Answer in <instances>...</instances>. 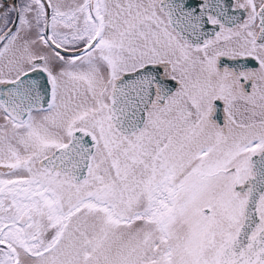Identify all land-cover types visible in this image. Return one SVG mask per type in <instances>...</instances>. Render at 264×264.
Wrapping results in <instances>:
<instances>
[{
    "label": "snow or ice",
    "instance_id": "obj_1",
    "mask_svg": "<svg viewBox=\"0 0 264 264\" xmlns=\"http://www.w3.org/2000/svg\"><path fill=\"white\" fill-rule=\"evenodd\" d=\"M0 264H264V0H0Z\"/></svg>",
    "mask_w": 264,
    "mask_h": 264
},
{
    "label": "flooded vegetation",
    "instance_id": "obj_2",
    "mask_svg": "<svg viewBox=\"0 0 264 264\" xmlns=\"http://www.w3.org/2000/svg\"><path fill=\"white\" fill-rule=\"evenodd\" d=\"M215 103L219 104V103H220V101H216ZM212 118H213V119H216V115L214 114ZM219 122H220V123H223L222 119H221V120H219Z\"/></svg>",
    "mask_w": 264,
    "mask_h": 264
}]
</instances>
